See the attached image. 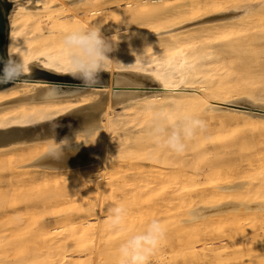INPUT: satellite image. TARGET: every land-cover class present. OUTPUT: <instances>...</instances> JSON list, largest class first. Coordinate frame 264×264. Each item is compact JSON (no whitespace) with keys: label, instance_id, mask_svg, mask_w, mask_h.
I'll list each match as a JSON object with an SVG mask.
<instances>
[{"label":"bare ground","instance_id":"6f19581e","mask_svg":"<svg viewBox=\"0 0 264 264\" xmlns=\"http://www.w3.org/2000/svg\"><path fill=\"white\" fill-rule=\"evenodd\" d=\"M11 1L13 2L12 8L6 13L9 55L11 54L13 59L22 61L27 68V71L19 78V80L13 81V85L0 89V155L6 153L15 146H23L28 150L35 147L37 148L39 144H42V154L37 156L33 161L36 166L41 168V173L46 176L51 175L57 177L66 174L67 172L78 173L80 170L84 169L83 172L80 171L81 174L79 173L81 181L85 185H88L89 182L90 186L93 187L95 191V189H99L96 180L100 175L101 163L106 164L107 167L105 169L114 167L111 166L114 165V162L109 163V161L114 160L116 154L125 152L129 153V151L134 154V151L138 152L135 149L134 151H131L134 147L142 144L144 141L157 137L159 134V137H161L163 132H159L160 126L154 129V125L152 126L150 123L153 122V124H156L154 123V120L150 121L152 120V118H149L151 115L168 113L170 120H173L174 114L172 109L177 108V111H179L180 107L182 112L184 110L187 112L190 111V113L197 112L200 116L214 115L216 117L220 116L219 118L225 116L243 118L248 122L258 124L259 128H261V132L264 134V89L261 85L264 84L262 83L264 82V77H259L262 81L261 83L259 79L256 80L259 81L257 82L258 85H251L252 83L248 81L241 83L236 82L234 84L229 82V77H231L235 71L246 69L249 71L252 67L264 66V60L262 61V58L264 57V0H248L235 6H232L231 4L224 6L222 3L223 1L221 0H207L200 2L195 7H188L187 10L183 12L179 11V9L176 10V12L171 10L168 12L165 8L171 5L169 0H127L124 2V8H126V11L123 9L124 12H121V14L123 13L122 15L127 13L126 15H128L129 18H133V16L131 17V13H134L137 16L138 14L140 16V13H142L149 19L146 22L144 21L145 23L142 21L143 23L139 22V24H135L134 26H131L128 23L132 28L123 32L118 29L112 30L111 27L121 25L117 20L121 14H118L119 17H116L118 16L117 14H115V17L112 14L113 18L110 19L115 18L116 20L113 22L117 23L118 21L119 24L117 23L118 25H113V23H111L113 26L110 27V19L106 17L105 20H109L106 23L109 24V28H111V31L108 33L102 31L103 28L102 30L100 29L101 23H103L101 21L102 19L104 20V18H101V14L97 16L95 15L96 17L93 15L94 13L92 14L96 20V22L94 21L95 25L89 22V18L85 19L89 23L80 18H77L74 23H71L72 19L69 21L65 17L64 19L68 20L67 23L65 22L66 20L60 21V15H67L64 13L68 10H72L75 6L82 7L89 0ZM112 1L111 2L114 3V0ZM117 3H119V1ZM117 5L120 6V4ZM102 6H104V4H102ZM77 8L79 9V7ZM87 8L90 10V7H86L85 9ZM91 9L94 11L93 8ZM74 10L71 11L72 14H74ZM78 13L80 14V12ZM78 13L76 15H78ZM109 13L105 14V16H109ZM87 15H89V13H87ZM126 15L124 18L126 19L125 21H128L131 24L134 23V21H132L133 19H127L128 17L126 18ZM155 17H158V19H155ZM68 22H70L71 25ZM103 26L107 27L104 24ZM88 27L99 28L103 35L110 37L113 41L114 50L109 53L111 61L107 66V71H105V73L108 74V77L106 81L101 83V86L88 87L76 91L75 93H67L66 91L60 93L63 91L62 88H58L57 85L51 84L44 78H39V68H43L56 74H70V72L64 71L66 66L64 62L66 59L60 51L62 47L61 37L69 30L77 28L84 29ZM140 69H146L148 71L145 73ZM33 71L37 73L30 76L29 73ZM255 71L257 70L255 69ZM23 76H30V78L25 79ZM249 76L252 77L251 75ZM117 79L126 82L143 81L145 84L156 83L159 86L156 88H149L146 92L135 96H128L122 93L115 94L113 90L115 89L117 91V89L120 88L118 85H115ZM52 85L58 88L59 91H57ZM248 85H250V88ZM257 87L262 88H258L260 90L258 91ZM169 99L172 100L169 101ZM175 99L178 101H173ZM239 105L248 108H239ZM119 107L121 110H117ZM78 112H81L82 115L72 117L65 122H57L61 119L71 117ZM165 119L168 121L167 118ZM191 119L194 120V118H190L189 125L193 122ZM48 122L55 123L38 129V126ZM29 130L32 131L29 132ZM205 136L204 133H199L195 136L196 140L192 139L193 144L186 147V150L184 151L185 157H188V155H194L196 158L203 157V160L207 158L205 161H201L199 158H197V160L195 159V165H207L208 163H205L208 161L209 157L207 153L215 156L221 154L226 155L228 153V146L221 145L217 147L211 146V148L207 147L208 144L206 145L207 141L205 140L208 139L207 136ZM156 141L158 140L156 139ZM156 141H154L153 144H155ZM151 145L152 143L150 144V148ZM146 147L147 146H145L144 149ZM53 149H55V152ZM146 153L148 154L149 152L146 151ZM192 157L191 161H188L187 158L183 157V160H187L188 166L190 167H192V161H194L192 160ZM118 158L121 157L118 156ZM198 159L201 163L197 162ZM114 161H116V159ZM230 161H228V163H230ZM213 162H209L210 164L208 166L205 165L206 167L204 166L208 171L207 173H205V171L203 173L207 174L206 176L208 178L204 177L205 174L203 175V178L211 180L214 189H216L214 194H211L215 197L219 196V193L222 190H232L247 183V181L243 179L244 176H235L237 172L235 175H232V173L230 174V171L227 170H231L233 167L228 168L224 165L226 163L225 161L222 162L224 163L222 168L223 166H226V172H221L222 168L219 166L221 164ZM172 164H174V161ZM233 165L234 164L230 166ZM238 167H240V165H238ZM238 167L236 169H238ZM180 168L182 167L180 166ZM111 169L112 168H110V170ZM196 169L199 170L200 168L196 167ZM40 170L38 171L40 172ZM242 170L243 169L240 171ZM209 171L213 176H209ZM200 173L202 172H198L197 174ZM260 173L262 175V186L264 187V166ZM43 174L42 176H44ZM165 174L168 175V173ZM171 174H173V172ZM160 175L162 174L160 173ZM183 175L181 177L184 179ZM200 175L193 176L200 177ZM187 177L189 178V176ZM157 178L160 177L157 176ZM170 178H172V176ZM182 178H180V180ZM197 179L198 177L194 179V181ZM138 180H141V178L137 179V181ZM16 181L18 183L21 180L18 179ZM146 181L148 180L146 179ZM149 181L151 180L149 179ZM156 181L160 182L161 180L156 179ZM175 181L177 180L175 179ZM185 181H183V183ZM153 183L150 182V185ZM160 183H165V181ZM183 183L179 184L182 185ZM188 184L189 183L186 184L187 187L190 186ZM144 185H146L145 182ZM95 194L91 195L95 196ZM210 196L209 198L214 197ZM259 197L261 198V201H250L246 199V201L226 200L225 202H217L216 199H213L215 202L211 201V203L207 202L205 199V202L209 203L208 206L203 203L204 206L197 207V209L194 208L192 213L191 211L188 212L195 218L201 219L215 214L226 213L228 216L226 217L231 218H229V221L231 220L229 223L232 225H229V223L228 225L230 228L233 226V230L222 228V226L227 223L226 217L223 218L226 223L221 222L222 226H219L221 225L219 221H223V216L220 218L217 215L218 217L214 218L221 219L218 221V226L221 228H217L218 226H214L215 228L205 226L203 228L204 231L199 230L198 234H190L186 237L181 236L180 238L177 237L179 238V240H177L179 241L178 248L183 251L185 250V253H182L185 257L184 260H182V263L188 264L187 262L189 260V264H192L194 259L197 261L202 255H205L206 258L207 256H210L211 260L217 261V259H219L217 255L219 254L220 249L227 252V250L231 248L232 250H229L226 255L228 256L226 260H230L227 264H244L248 258H252L254 255L253 253L258 250H238L247 244V236L239 231V227L246 220L245 216L247 214H254L258 221L255 224L257 234L252 230L255 235L250 237V239L258 240L261 243L264 242V194ZM151 203H146V205H150ZM102 206L104 207V205ZM180 206L182 207V205ZM149 207L150 206H148V208ZM88 212H90V210ZM91 212L93 213L94 211ZM188 213L187 215H189ZM211 218L209 221L210 223L214 220ZM191 220L192 219H190V221ZM204 220L206 219L200 221L205 223L206 221ZM214 222L217 221L214 220ZM210 223L209 225H211ZM207 224L208 223L206 222L205 225ZM212 225H216V223H212ZM81 229L83 228L81 227ZM80 231L82 230H79V232ZM200 231L202 232L200 233ZM215 237L222 238L224 243L219 247L208 245V243L206 244L208 245L207 247H203V245L201 246L202 243L206 242V239H214ZM95 238L96 237L93 238L92 233L91 235H88V237L85 233L82 235L85 245L91 247V250H88V253L94 252L93 241ZM169 242L171 241L169 240ZM176 242L174 245L177 244ZM77 244L81 243L78 242ZM77 244L76 246H78ZM95 245L100 246L97 243ZM171 246L169 247L172 248ZM79 249L80 248H75V250ZM83 250L80 249L79 253L81 254ZM109 251L112 253V250ZM107 252L108 251L103 253L105 254ZM99 253H102V251H99ZM18 254H21V252ZM76 254L78 253H75V255ZM260 254L263 255L264 253L260 252ZM60 255L61 254H58V256ZM256 255H258V253H256L255 256ZM98 256H100V254H97L96 258ZM110 257H108V259H110ZM53 258H55L53 259L54 261L58 260L56 257ZM112 258L114 259V257ZM221 258L224 259V255L223 257L221 256ZM173 259L175 260V258ZM53 260L51 261V264ZM68 260L71 259L68 258ZM72 260L73 262L70 261L72 262L71 264H75V260L79 261V259ZM83 260H85L86 262H84L87 264L88 259ZM39 261L40 259H36L35 262L39 264ZM94 261L100 262L99 264H106L102 260V256L101 260L98 261L97 258V260ZM249 261L251 260L249 259L248 262ZM41 262L42 263L40 264H44L42 260ZM84 262L81 263L80 261V264H85ZM92 262L93 260L91 262L88 261L89 264ZM256 262L258 263V261ZM111 263L112 262H110V264ZM112 264H118V262L114 263L113 261ZM248 264L252 263L250 262Z\"/></svg>","mask_w":264,"mask_h":264},{"label":"rangeland","instance_id":"374dc122","mask_svg":"<svg viewBox=\"0 0 264 264\" xmlns=\"http://www.w3.org/2000/svg\"><path fill=\"white\" fill-rule=\"evenodd\" d=\"M111 1L112 0H107V1L106 0H89L82 7L75 6L72 9V10L75 9L74 14H72L71 12L72 10H68L67 11L68 13L67 12L64 13L67 15H63V14L60 15V21H63L66 19L71 21L72 19L71 23L72 22L74 23V21L77 18H80L83 20H85L86 18H89L90 20L89 22H91V24H94V21L96 22L95 17L101 14L102 16L101 18H104V20L102 19L101 21L103 23H101L100 29L102 30L103 28L102 31L108 33L111 31V28L112 30L118 29L120 31L126 32L128 31L127 29L132 28L130 27V25L134 26L135 24H139V22L143 23L144 21L146 22L149 19L145 14H142V13H140V16L139 14L137 16L136 14L131 13V17L133 16V18H129L128 15H126L127 13H124V15H122L123 13L121 14V12H124V10L126 9L124 8L125 7L124 2L127 0H114V3H112L113 1L112 2ZM116 1L117 2L119 1V3H117ZM203 1H207V0H169V3L171 2V5H169V7H166V8L164 7V8L168 10V12H170V10L176 12V10L178 9L179 11L183 12V11H186L188 7H195L197 4ZM221 1H223L222 3L224 6L229 5V4H231L232 6H235L240 3H244L248 0H221ZM2 3L5 7V10H9V11L11 10L12 5H13V2L11 0H2ZM102 4H104V6H102ZM117 4H120V6ZM93 6H95L96 8ZM77 7H79L80 10ZM86 7H90V10L89 8L85 9ZM91 8H93L94 11ZM77 11L80 12V14ZM76 12L78 13L79 16L76 15L77 14ZM81 12H84V13H81ZM87 13H89V15H87ZM107 13H109L110 14L109 16L111 17L105 16V14ZM135 13H138V12H135ZM92 14L96 16L94 17ZM112 14L114 15V17L116 16L115 14L117 15L121 14L120 17L119 15L116 16V17H119V19L117 18V20L119 21V23H121V25H118L119 24L118 21H117L118 24L113 22L114 20H116L115 18L110 19V18H113ZM125 15H126V18L128 17L127 19H130V20L133 19L132 21H134V23L131 24L130 22L125 21L126 20L124 19ZM64 17L66 19H64ZM106 17H108L110 21L108 19L106 21L105 20ZM155 19H158V17H155ZM68 20H66L65 22L67 23ZM120 20H123V21H120ZM108 21H109V24L113 23V25L117 24L118 26H113L111 24L110 27L111 26L113 27L109 28V24L106 23ZM68 23L71 25L70 22ZM103 24L106 25L107 27L103 26ZM104 28H107V29H104ZM263 58H262V61L264 60ZM40 69L45 70L43 68H39V71ZM255 69L258 72L255 71ZM140 70L144 71L145 73L148 71L146 69H140ZM249 71L247 69L235 71L231 75V77H229V80H230L229 82L231 84H234L236 82L241 83V82L248 81L252 83L251 85L253 84L258 85L257 82L259 81L260 83L262 82L260 78L264 77V66H258V67L255 66V67H252ZM36 73L37 72L33 71L29 74L31 76ZM42 74L43 73L40 74L39 78L50 79L48 76H45ZM249 75H251L252 77H250ZM53 79L82 82L81 80L74 79V78H71V79L53 78ZM258 79L259 81H256ZM105 80L106 78L104 77L100 78L101 83L104 82ZM13 83L14 82L6 83V86L1 87V88L10 87V85H13ZM115 85H118L120 87L119 89H117V91L115 89L113 90L115 94L122 93L128 96L140 95L146 92L149 88H156L159 86L156 83L155 84H152V83L145 84L143 81H127L126 82L120 79H117L115 81ZM261 85L264 89V84H261ZM248 87L250 88V85H248ZM262 87H257V90L260 91L259 89ZM54 88L57 91H59L58 88H62L63 91H61L60 93H64L65 91L67 93H70V92L75 93L76 91L82 90L77 87H58V88L54 87ZM171 100L169 99V101ZM173 101H178V100L175 99ZM239 106H240L239 108H243V109L248 108L246 106L244 107L243 105H239ZM117 110H121V108L119 107L117 108ZM172 110L174 114L173 120H170L168 113L167 114L159 113V115L158 114L151 115L149 117V118H152V120L150 121L154 120V123H158L159 120H157V118L158 117L161 118L162 116H164L162 117L163 119L167 118V120L169 121V122L166 121L168 123H166L164 127H160V130H162V128L163 130L162 131L159 130V132L160 133L163 132V133L161 137H159L160 134L157 137H155L156 139H161L163 137H166L172 134L173 132L179 133L180 135H184L185 131L188 130V128L189 130L195 131L196 126L194 125L193 122H191V125H189L190 124L189 120L190 118L195 119V117L196 118L200 117L206 123V129L200 133L202 134L204 133L207 136L208 140H205L207 141L206 145L208 144L207 147L211 148V146L217 147L221 145L228 146V153L226 155L221 154V155H216V156L212 154L210 155V153H207L209 157L206 156L208 157V161L205 163H208V164L207 165L201 164V166L203 165L201 167L198 164L196 165L194 164L196 163V160L199 157L196 158L194 155H188V157H185L184 152L181 153L180 155L179 154L176 155V153L167 150L158 141H156L155 138H153L155 140L150 139L134 147L131 151H134V149L138 151V152L134 151V154L133 152L130 153V151L129 153L125 152V153L116 154V156L114 157V160L116 159V161L114 160L109 161V163L114 162L113 163L114 165H111L114 167H110L112 168L111 170L110 168L105 169L107 167L106 164L101 163L100 172H99L100 175L98 176V179L96 180V184L99 186V189H95V191H94V188L90 186L89 182H88V185H85L84 183H82L81 177H80V174H81L80 171L83 172L84 169L80 170L78 173L67 172L66 174H63L57 177L51 176V175L46 176L43 173H41V170H40L41 168L39 166H36L33 163V161L37 156L42 154L41 152L42 144H39L41 146L38 145L37 148L35 147L33 149H28V150L23 146H15L11 148L9 151H7L6 153L0 155V264H17V263L37 264V262H35L36 259L37 260L40 259V261L38 262L39 264L42 263L41 260L43 261L44 264H51V261L55 259L53 257H56V259L58 258V260H55V261L53 260L52 264L53 263L57 264L59 263V261H60L59 264H66V263L71 264L73 262L72 259H79V261L75 260L76 261L74 262L75 264H80V261L81 263L84 262L85 260L83 259H88L89 262L93 260V262L90 264H96V263L99 264L100 262H96L94 260H97V258H98V261L101 260V256H102V260L106 264L107 263L110 264V262L113 263V261L114 263L115 262L117 263L119 245L122 242H124L126 239H128L131 235L143 232L146 229L149 222L153 219L160 220L166 226L167 228L166 239L167 240L166 239H164L165 241L163 240V242L161 243L157 251L151 257L150 264H183L182 260H184L185 258L183 256V254L185 253L184 252L185 250L183 251L178 248L179 241H177L179 240L181 236L186 237L190 234H193V235L198 234L199 230L204 231L203 228L205 226L217 227L219 223L221 224L219 226H222L221 222L223 223L227 222L226 224H224V226H222V228L233 230L232 229L233 226H231V228L229 226L232 224L229 223L231 222V220L229 221L230 217L227 218L228 216L226 213L217 214L220 218L221 216H223L222 219L227 216L226 222H225V219H223V221H219L221 220L220 218L219 219L214 218V217H218L216 214H215L216 216L213 215L210 217L208 216V217L202 218V219H206L204 221L208 223L207 225H205L206 222L204 223L203 221H200L202 220L201 218H195L193 215H190V214L193 212L194 208L197 209V207L199 208L201 206H204V204L208 206L209 203L207 202H211V201L215 202L213 201V199H216L217 202H225L226 200L227 201H246V199L250 201H261V198L259 196L264 194V187L262 186L263 184L261 182L262 175L260 173L262 171V167L264 166V134L261 132V128H259L258 124L248 122L244 120L243 118L228 117V116L219 118L220 116L216 117L214 115L213 116H208V115L200 116L199 113L197 112L190 113V111L187 112L185 110L182 112L180 107H179V111H177V108H174ZM79 115H82V113L78 112L71 117L61 119L57 122H65L68 119L75 117V116H79ZM191 120L193 121V119ZM55 122H48V123L41 124L40 126H38L39 127L38 129H40L41 127L47 126V125H51ZM150 123L152 124V126L153 125L155 126L153 122H150ZM30 131L32 130H29V132ZM193 139H195V137ZM154 141H156L157 143L155 142V144H153ZM151 143L152 145L150 148ZM146 144H149V145H146ZM192 144H193V140L191 139L187 141L186 147ZM145 146L147 147L144 149ZM146 151L149 153L147 154ZM118 156H120L121 158H118ZM144 156H147V157H144ZM183 157L187 158L188 161L189 160L191 161V157H192V160L195 161V162L192 161L193 162L192 167L188 166L187 160L186 161L183 160ZM175 158H176V161H175ZM150 159H153V160H150ZM154 159H159V160H154ZM199 159H201L202 161L203 157ZM199 159L197 162L201 163ZM173 161H174V164H172ZM211 161L212 162L214 161L215 163L217 162V164H221L219 165L221 166V168H222V165L224 164L222 162L225 161L226 163L224 165H226L228 168H232V167L233 168L231 170H227V167L223 166L222 169L220 168L222 170L221 172H226L225 170H227V171H230V174L232 173V175H235L237 172L235 176L237 175L244 176L243 179L246 180L247 183L245 185H241L240 187L232 189V190L230 189L228 191L227 190L225 191L222 190L221 192L219 191L220 192L219 196L215 197L213 194L216 191V189H214V186L212 185L211 180L210 179L207 180L208 177L206 176L207 174H205L208 171V169L205 167L208 166L210 163H212ZM228 161H230V163H228ZM184 162H187V163H184ZM239 162H243V163H239ZM232 164L234 165L230 166ZM238 165H240V167H238ZM180 166L182 168H180ZM196 167L200 168L201 170L199 169L200 170L199 171L198 169H196ZM237 167L238 169H236ZM194 169L198 171H195ZM241 169L245 171L243 170L240 171ZM38 170H40V172ZM204 171L205 173H203ZM151 172H154V173H151ZM172 172L173 174H171ZM198 172H202L200 173L202 175L197 174ZM160 173L162 175H160ZM165 173H168L169 176ZM42 174L44 176H42ZM204 174H205L204 177H207L206 179L203 178ZM174 175L177 177H175ZM182 175L184 179L181 177ZM186 175L189 176L191 182L193 181L192 183L190 182L189 178ZM193 175H200V177L193 176ZM157 176H159L160 178H157ZM171 176L172 178H170ZM209 176H213V174H211L210 171H209ZM197 177L198 179L194 181V179H196ZM140 178L142 181L138 180L139 181L138 182L137 179H140ZM152 178H155V179H152ZM180 178L183 179V180L181 179L182 182ZM18 179H20L21 181L17 183L16 180ZM146 179L148 181H146ZM149 179L151 181H149ZM156 179L161 180L160 182L165 181V183L157 182L158 180L156 181ZM175 179L177 181H175ZM209 180L211 183L209 182ZM183 181L185 182L183 183ZM144 182L146 185L147 184L148 185L147 186L144 185ZM150 182L153 184L150 185ZM186 182L189 183L188 185L190 186L187 187ZM179 183H183V184L181 185ZM184 186H186L187 188ZM176 187H179V188H176ZM9 188L11 189V191ZM91 194H95V196ZM151 196H152V199H151ZM209 196L210 197L214 196L215 198L214 197L209 198ZM208 198L211 200H209ZM205 199L207 202H205ZM146 203H151V204L146 205ZM120 204L125 206L127 214H126L122 227H120L119 229H113L109 227L108 217L112 213L113 207L116 205H120ZM102 205H104V207ZM180 205H182V207ZM148 206L150 207L148 208ZM89 210L90 212H88ZM91 211H94V212L92 213ZM101 211H104L105 213ZM190 211L191 213H188ZM187 213L189 215H187ZM144 214H147V215H144ZM84 217L85 218L87 217V218L85 219ZM245 217H246V220L239 227V231L242 234H245V236H247L246 238L247 244L243 248L238 249V250H258L257 252L253 253L254 255L252 256V258H248V260L250 259L251 261L248 262V260H246L245 263L248 264L251 262L252 264H264V260H263L264 254L263 255L260 254V252L264 253L262 252L264 251V245H263L264 242L261 243L258 240L250 239V237L257 234L255 230V227H256L255 224L258 221L256 220V217L254 214H247ZM210 218L217 221V222H214V220H212V223L214 224L216 223V225H212V223L209 222ZM190 219L192 220L190 221ZM200 222H201V225H200ZM192 223H195V224H192ZM209 223L212 226L209 225ZM87 224H89L90 226ZM219 226L217 228H221ZM81 227L83 229H81ZM79 230H82V231L79 232ZM252 230L254 231L255 234L252 232ZM89 231H90V234H89ZM202 231H200V233ZM84 233L87 237L88 235H91V233L93 235V238L96 237L95 240L93 239L94 240L93 241V249H94L93 253L94 254L90 252L88 253V250H91V247H88L89 245H85L82 239V235H84ZM169 240L173 244L169 242ZM76 242L77 243L80 242L81 244H77ZM164 242L167 243V246H166V243ZM175 242L177 244L174 245ZM96 243L99 244L101 248L98 245L96 246L95 245ZM207 243L208 245L219 247L224 243V241L220 237L219 238L215 237L214 239L208 238L206 239L205 243L201 244V246L203 245V247H207L208 246L206 245ZM76 244L78 246H76ZM103 246H104V250H103ZM169 246H171L172 248H170ZM75 248H80L81 250L84 249L83 250L84 253L81 252L82 254L81 255L79 253L80 249L75 250ZM72 250H75V251H72ZM98 250L100 252L102 251V253L106 251L108 252L105 254L104 253L102 254V253H99ZM109 250H112V253L114 254H112L111 251ZM175 250L179 252H176ZM229 250H232V248L228 249L227 252L225 250L220 249L219 254L217 255L219 258L217 259L218 262L216 260H211L210 256L209 257L207 256L206 258L205 255L204 256L202 255L200 259H197V261H195L196 259H194L192 261V264H195V263L196 264H203V263L204 264H210V263L211 264H215V263L216 264H227L230 261V260H226V258H228V256L226 255L228 254ZM19 251L21 252V254H18L20 253ZM75 253H78V254L75 255ZM170 253L173 254L174 256L171 255ZM256 253H258V255L256 256H259V255L260 256L256 257L255 256ZM58 254H61V255L58 256ZM97 254L98 255L100 254V256L96 258ZM9 255L12 257H10ZM223 255H224V259L221 258V256L223 257ZM110 256L114 257V259ZM92 257L93 259L91 260ZM108 257H110V259H108ZM68 258H70L71 260H68ZM173 258H175V260ZM88 261H87V264H89ZM256 261H258V263ZM189 262L190 261L188 260L187 263L189 264ZM199 262H202V263H199Z\"/></svg>","mask_w":264,"mask_h":264},{"label":"clouds","instance_id":"9594fccd","mask_svg":"<svg viewBox=\"0 0 264 264\" xmlns=\"http://www.w3.org/2000/svg\"><path fill=\"white\" fill-rule=\"evenodd\" d=\"M61 45L60 51L70 63L72 69L70 74L74 78L81 80L85 87H93L100 83V75L107 71V66L111 61L109 53L114 50L110 37L103 35L97 27L77 28L69 30L61 37ZM3 63L0 83H12L26 73V67L22 61L13 59L11 54ZM158 120L154 129L166 124V119L158 118ZM193 123L196 126L195 131L186 130L184 135L173 132L157 139L158 142L171 152L183 153L187 141L206 129V123L200 117L195 118ZM53 151L55 152V149ZM126 214L124 205L114 206L108 217L109 227L113 229L122 227ZM166 236V226L158 219L151 220L143 232L131 235L119 245L118 264H150L151 257Z\"/></svg>","mask_w":264,"mask_h":264},{"label":"water","instance_id":"95a60500","mask_svg":"<svg viewBox=\"0 0 264 264\" xmlns=\"http://www.w3.org/2000/svg\"><path fill=\"white\" fill-rule=\"evenodd\" d=\"M8 10H5V7L2 3V0H0V74H2L3 68H4V61L8 60L9 58V47H8V36H7V24H6V13ZM42 71V72H41ZM39 73H43L42 75L48 76L50 79L48 80L51 84H55L58 87H77L80 89H85L88 87L83 86L82 82L77 81H70V80H61V79H53V78H67L71 79L74 78L71 74H56L47 70L40 69ZM104 77L107 79L108 74L105 72H102L100 75V78ZM23 78H30V76H23ZM76 79V78H74ZM106 81V80H105ZM103 83V82H102ZM6 86V83H0V88ZM96 86H101V81ZM94 87V86H93ZM117 88V87H113Z\"/></svg>","mask_w":264,"mask_h":264},{"label":"snow or ice","instance_id":"6c2138e0","mask_svg":"<svg viewBox=\"0 0 264 264\" xmlns=\"http://www.w3.org/2000/svg\"><path fill=\"white\" fill-rule=\"evenodd\" d=\"M65 63V68H64V71H66V72H70L72 69H71V66H70V63L69 62H67V61H65L64 62ZM26 71H27V68L25 69Z\"/></svg>","mask_w":264,"mask_h":264}]
</instances>
